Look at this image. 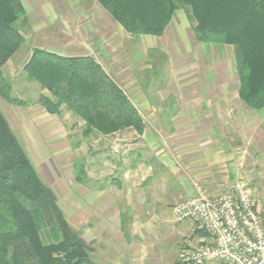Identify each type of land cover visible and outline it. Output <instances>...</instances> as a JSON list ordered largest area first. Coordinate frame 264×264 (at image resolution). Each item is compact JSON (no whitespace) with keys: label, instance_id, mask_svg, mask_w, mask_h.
Instances as JSON below:
<instances>
[{"label":"rangeland","instance_id":"rangeland-1","mask_svg":"<svg viewBox=\"0 0 264 264\" xmlns=\"http://www.w3.org/2000/svg\"><path fill=\"white\" fill-rule=\"evenodd\" d=\"M24 2L28 23H20L19 27L25 41L20 52L3 68V75L12 86V96L23 100L27 106L11 105L0 95V110L43 182L54 193L59 207L63 212L66 211L65 217L71 228L80 237L82 236V240L83 236L87 238V242L84 240L83 242L89 248L91 260L95 264L96 262L112 264L110 250L106 248L101 252L99 244L95 241L97 214L96 208L92 205L94 198L91 197L95 195L84 197V202L87 201L88 204L81 210L70 208L67 198L74 195L83 196L88 192L82 188L80 190L77 168H83L85 174L87 167L90 174L88 177L91 179L87 184L92 188L96 186L95 179L99 175L111 178L112 169L104 161L109 155L117 156L118 150L121 151L122 147L118 146L119 143L113 144L111 141L102 142L93 137L85 138L82 135L84 122L64 107L61 114L51 115L38 105L40 96H48V94L42 91L39 84L27 80L24 73L25 64L34 49H43L69 57L91 56L107 73L117 77V83L127 92L134 71H141L140 77H142L145 70L150 83V87L145 89L151 91L147 96L154 102H161L160 107L164 111L165 107L171 104L197 105L194 112L199 114L200 118L206 116L204 122L199 124L202 132L208 134L211 132V126L207 124L210 113L203 109L208 110L210 105L219 103L223 97L221 94L223 87L228 86L233 89L238 86L234 50L232 47L198 43L189 10L178 11L165 34L160 38L134 37L127 34L96 0H24ZM53 8L55 11L52 10ZM41 9L43 12L39 11ZM84 9H87V12L79 15L78 10L84 12ZM140 81L142 88L144 84L148 85L145 79ZM132 99L139 103L141 98L135 95ZM244 119L246 123L243 128L236 126L237 128L232 130L238 131L240 128L242 135L254 133L255 138L250 137L249 142L251 141L253 146L258 144L261 150L264 149V110L257 115L248 112ZM211 120L213 118H210ZM214 127L217 136L223 133L221 126L215 124ZM127 131H123L126 134L123 136L126 142L141 143L140 136L136 132L129 134ZM237 135L239 134L235 131L233 146L238 145V142H235L238 139H235ZM223 143L224 141H221L220 145ZM81 177L89 181L87 176L81 175ZM238 181L246 183L245 179L236 181L232 179V184L217 195L226 194ZM248 187L257 210L264 217V191L262 190L261 194L258 191L256 193L257 187L252 183H249ZM211 195L216 196V194ZM80 226L84 227L87 233L80 234ZM185 230H179V234L183 231V236L176 234L173 236L174 240L156 243L160 253L157 262L182 264V256L186 251L203 246L200 243L195 244L193 237ZM43 238L46 243L53 241L48 231L43 232ZM109 243H112L111 240ZM103 253L107 256H103ZM101 258L105 259L106 263H102Z\"/></svg>","mask_w":264,"mask_h":264},{"label":"trees","instance_id":"trees-1","mask_svg":"<svg viewBox=\"0 0 264 264\" xmlns=\"http://www.w3.org/2000/svg\"><path fill=\"white\" fill-rule=\"evenodd\" d=\"M134 37H162L176 13L189 10L194 35L202 45L232 47L239 97L252 111L264 110V0H96ZM27 24L21 0H0V95L12 96L3 68L22 49ZM27 80L47 95L38 104L49 114L66 108L84 122L85 138L131 130L142 136L146 124L125 91L91 56H62L34 49L25 68ZM77 182L85 183L83 168ZM29 205V207H27ZM53 240L46 243L43 232ZM0 264H95L89 248L69 225L52 190L0 110Z\"/></svg>","mask_w":264,"mask_h":264},{"label":"crops","instance_id":"crops-1","mask_svg":"<svg viewBox=\"0 0 264 264\" xmlns=\"http://www.w3.org/2000/svg\"><path fill=\"white\" fill-rule=\"evenodd\" d=\"M21 2L26 11L24 0ZM43 9L39 11L43 12ZM52 10L55 11L54 8ZM86 12L87 9L84 12L78 10L79 15ZM133 71L131 67V73ZM144 71L142 77L141 71H134L128 92L117 83V77L108 73L125 91L145 121L146 130L140 136L141 143L126 142L123 138L125 132L109 137L93 135V139L119 143L118 146L122 147L117 156L109 155L104 161L112 169L111 178L97 175L95 181L100 185L89 187L87 183L91 179L86 167L85 176L89 181L84 180L85 183L78 185L80 190L85 189L90 194L87 192L83 196L67 198L70 208L81 210L88 204L84 202V197L95 195L91 196L97 214L95 241L101 252L106 248L110 250L112 264H160L157 262L160 254L157 244L174 240L173 236L184 229L193 237L195 244L205 245L207 236L192 223H176L172 212L177 204L196 197V185H202L208 193L217 195L232 184V179H245L248 185L252 183L257 187L256 193L264 191V149L249 142L250 137L255 138L254 133L242 135L239 128L245 126V114L257 115L261 111H252L241 101L239 81L236 88L223 87L219 103L210 105L208 110L203 109L210 113L208 118H213L211 121L209 118L207 123L211 132L204 134L199 123L204 122L206 116L200 118L194 112L197 105L171 104L165 107V112L160 107L161 102H154L148 97L151 91L145 88L150 87V83ZM140 79H145L148 85L144 84L142 88ZM135 95L141 98L139 103L132 99ZM215 124L222 127L223 133L219 136ZM236 126H239V130H235L239 134L235 137L238 138L235 141L238 145L233 146L235 131L232 128L236 129ZM221 141H224L223 145H220ZM63 213L66 215V211ZM79 230L80 234L87 233L84 227ZM182 233L179 235L183 236ZM83 240L87 242L84 236ZM104 255L107 256L106 253ZM101 262L106 263V260L101 258Z\"/></svg>","mask_w":264,"mask_h":264},{"label":"built area","instance_id":"built-area-1","mask_svg":"<svg viewBox=\"0 0 264 264\" xmlns=\"http://www.w3.org/2000/svg\"><path fill=\"white\" fill-rule=\"evenodd\" d=\"M196 192L175 206L173 215L180 224L192 223L208 241L186 251L182 264H264V217L248 185L238 181L216 196L196 185Z\"/></svg>","mask_w":264,"mask_h":264}]
</instances>
